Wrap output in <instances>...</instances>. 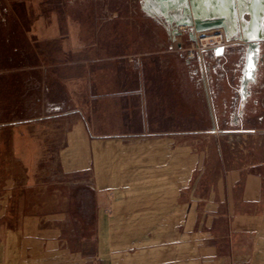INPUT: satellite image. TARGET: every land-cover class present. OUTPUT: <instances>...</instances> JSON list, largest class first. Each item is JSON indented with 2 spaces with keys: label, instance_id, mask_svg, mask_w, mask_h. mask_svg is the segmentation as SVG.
Masks as SVG:
<instances>
[{
  "label": "crops",
  "instance_id": "crops-1",
  "mask_svg": "<svg viewBox=\"0 0 264 264\" xmlns=\"http://www.w3.org/2000/svg\"><path fill=\"white\" fill-rule=\"evenodd\" d=\"M141 10L147 23L131 20V34L119 32L113 12L91 43L87 26L54 14L9 23L23 44L10 49L18 65L0 75L16 74L20 97L0 128L12 130L16 145L25 142L22 156L44 140L55 146L47 153L61 178L24 183L22 202L31 210L20 219L35 225L6 231L7 264H75L63 245L65 221L95 220L101 236L105 221L192 220L196 213L184 205L200 203L201 189L212 206L211 264H264V176L256 167L264 161L232 167L217 143L253 130L264 137V0H144ZM207 18L225 23L223 53L188 60L181 48L194 39L192 23ZM77 198L83 206L75 216L68 206ZM221 205L230 213H217ZM235 210L243 223L260 216L256 246H235L238 235L228 230ZM223 218L221 233L214 226ZM11 245L16 263L8 262ZM247 254L254 255L243 261Z\"/></svg>",
  "mask_w": 264,
  "mask_h": 264
},
{
  "label": "rangeland",
  "instance_id": "rangeland-1",
  "mask_svg": "<svg viewBox=\"0 0 264 264\" xmlns=\"http://www.w3.org/2000/svg\"><path fill=\"white\" fill-rule=\"evenodd\" d=\"M143 1L0 0V70L18 65L16 55L10 49L23 44L19 30L9 23L22 22L28 26L39 18L48 19L54 14L60 22L69 21L73 24L80 22L84 27L87 26L86 36L91 43L95 42L96 30L100 24L112 21L113 12L117 13L114 16L115 21L122 23L117 27L120 33H124L123 35H127V32L132 33L131 20H135L136 24L140 25L147 23L141 12ZM6 22L8 25H5ZM149 32L151 31L147 29L134 31L136 36L152 37L154 34ZM88 52L89 55L92 54V51ZM18 82L16 74L0 75V122L13 119V114L17 112L16 106L20 97L17 91ZM11 133L9 127L0 128V264H7L6 258L4 259L1 254L6 231L15 232L19 224L22 227L26 226L27 230L35 225V222L20 219L31 210L30 204L22 202L23 194L24 197L28 194V190L23 189L24 183L29 180L47 181L61 178V169L56 157L53 153L49 156L47 153L48 147L51 153V149L55 146L48 144L47 140L40 142V145L33 143L37 149H29L33 150L30 151L32 155L22 156L20 150L25 142L19 141L16 145V142H12ZM246 136L224 137L217 141L218 147L225 155V160H229L228 165L239 167L247 164L250 167L264 161V137L257 135L256 130ZM207 144L206 141H202L201 148H206ZM14 148H17L16 152ZM37 150L40 152L39 155H36ZM212 159L215 162V158ZM256 167L257 172L264 176V164ZM236 178L239 180L238 177ZM199 191L204 196L200 203L184 205L185 211L196 213L192 220L184 215L178 220L169 217L166 221L135 222V226L131 221H105L104 234L101 236L97 234L95 220L65 221L61 223L66 226L70 235H63V245L74 255L72 260H75V264H211L212 206L207 198V189ZM67 192V189L65 192L62 190L65 195L68 194ZM81 203L77 198L71 206L67 205L73 209V215L78 216L77 211L83 206ZM233 207L237 206H231ZM241 207L244 206L241 204L239 208ZM251 207L253 210L256 209V206H250L248 209ZM228 208L229 205H221L217 213L222 215L226 211L230 213ZM257 214L253 213L250 217L251 222L243 223L237 211L231 213V217L235 218V224L228 230L238 235L234 242L235 246L243 244L256 246L260 229L257 221L260 216ZM214 229L221 233L225 232L227 226L224 218L216 220ZM247 233L251 236H246ZM31 238L34 240L35 237ZM144 246L147 249L146 253ZM12 249H14L13 245L10 246L8 262L14 260L16 263V254ZM253 255L247 254V258L243 261L250 260ZM236 257L237 255L234 254L231 256L232 263Z\"/></svg>",
  "mask_w": 264,
  "mask_h": 264
},
{
  "label": "built area",
  "instance_id": "built-area-1",
  "mask_svg": "<svg viewBox=\"0 0 264 264\" xmlns=\"http://www.w3.org/2000/svg\"><path fill=\"white\" fill-rule=\"evenodd\" d=\"M227 43L225 33L221 29H209L194 32V39L181 48L184 57L194 60L207 50L224 46Z\"/></svg>",
  "mask_w": 264,
  "mask_h": 264
},
{
  "label": "water",
  "instance_id": "water-1",
  "mask_svg": "<svg viewBox=\"0 0 264 264\" xmlns=\"http://www.w3.org/2000/svg\"><path fill=\"white\" fill-rule=\"evenodd\" d=\"M193 28L195 32L198 31H204V30H209V29H215V28H225V23L223 22L222 19L220 18H211V19H206V20H194L193 21ZM193 37V36H192ZM216 54H222L224 50V46H219L216 48L212 49Z\"/></svg>",
  "mask_w": 264,
  "mask_h": 264
},
{
  "label": "snow or ice",
  "instance_id": "snow-or-ice-1",
  "mask_svg": "<svg viewBox=\"0 0 264 264\" xmlns=\"http://www.w3.org/2000/svg\"><path fill=\"white\" fill-rule=\"evenodd\" d=\"M223 50H221V52H222ZM250 59V58H249Z\"/></svg>",
  "mask_w": 264,
  "mask_h": 264
}]
</instances>
